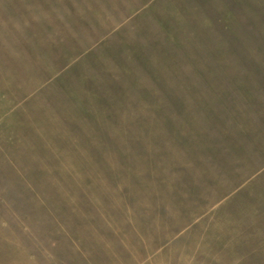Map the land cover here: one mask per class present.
I'll return each instance as SVG.
<instances>
[{
    "label": "rangeland",
    "instance_id": "374dc122",
    "mask_svg": "<svg viewBox=\"0 0 264 264\" xmlns=\"http://www.w3.org/2000/svg\"><path fill=\"white\" fill-rule=\"evenodd\" d=\"M0 264H264V0H0Z\"/></svg>",
    "mask_w": 264,
    "mask_h": 264
}]
</instances>
